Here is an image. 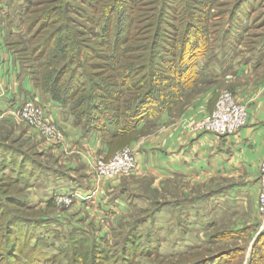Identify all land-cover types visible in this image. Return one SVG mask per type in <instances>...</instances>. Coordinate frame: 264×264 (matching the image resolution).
I'll use <instances>...</instances> for the list:
<instances>
[{"label":"rangeland","instance_id":"obj_1","mask_svg":"<svg viewBox=\"0 0 264 264\" xmlns=\"http://www.w3.org/2000/svg\"><path fill=\"white\" fill-rule=\"evenodd\" d=\"M32 1L0 0V49L1 51H10L18 60L22 71L34 77L36 72L43 71V69L38 67L41 61H36L27 48L29 35H27L24 25V14L27 3ZM34 1L36 2L34 9L42 6L52 7L50 18L46 24H43L45 22L43 21L39 26L38 32L41 30L43 32L38 33L37 37L40 38L43 33L57 28L61 24L71 27L75 35H69L70 42L75 39L82 41L79 44L82 45V55L79 56V59L81 63L89 66L88 71L93 81L109 85L107 86L109 89L117 87L119 80L116 77V71L109 69L107 53L103 52L102 46L98 44L100 40L95 36L98 27L90 21V15L93 13L90 4H88L89 0L88 2L87 0ZM95 1L98 0H93L94 3ZM38 2L40 4H37ZM129 2L131 0H124L123 6L129 5ZM199 2L202 3V0H141L142 6L136 5L135 2L132 6L133 10L135 8L140 10L134 13L144 17L143 26L153 25L146 28L147 34L142 33L138 37L141 41L136 45L146 42L149 45L156 40L154 37L156 20L145 21L146 16L144 15L147 12L152 14L162 12L165 22L181 24L177 20L178 18H174L176 12L171 11L170 7L178 6L184 12L193 11L195 24L206 33V55L197 60L200 76L197 78L187 77L188 80L184 87L177 90L172 80L173 70L165 72L162 70L164 66L158 64V75L153 82L154 89L158 91L159 97L166 105V111L162 114L173 118L172 121H178L180 132L189 135H197L202 132L218 102L228 91L234 94L238 106L245 105L250 117L251 103L248 97L244 96L250 95L249 93L257 90L255 88L258 85L264 84V0H207V3L205 2L207 6L199 4ZM193 3L196 5L192 6ZM240 4L242 5L239 7ZM189 5L195 10L189 9ZM31 15L33 16V14ZM43 15L44 12L40 14V16ZM181 27L185 28L182 24ZM163 28L158 37V43L168 48L170 47L169 41L173 40L168 39L172 35L173 29L166 26ZM36 30L37 28H34V31ZM164 37L168 40L167 42ZM147 38L148 40H146ZM180 39H183L182 34L176 40L177 46ZM170 48L173 51L172 47ZM96 51L102 54V58L92 56V53ZM174 51L176 50L174 49ZM139 53V51L133 52L134 55H140ZM163 54L170 61L175 59L172 54ZM150 56L151 54L139 58L138 63L147 67L149 61L146 60V57L149 59ZM257 64L258 68L255 67ZM242 65L255 67L256 71L249 76L239 75L236 67ZM112 84L116 86L113 87ZM248 87L253 89H247ZM236 91L238 94L235 93ZM204 102H207L205 103L207 107L201 108ZM120 103L114 102L112 107L118 106ZM199 111L201 115L198 114ZM162 114L158 113L159 116ZM158 115L143 122L144 126L140 131L129 134L132 137L133 145H123L120 138H116L112 133H107L108 146L112 150L111 156L92 158L88 155L87 159L79 153L71 151L63 154L59 150L57 155H53L55 148L68 143L71 136L65 134L60 125L48 113L45 124H40L35 116L27 118L14 114L0 116V145L3 148L23 151L27 157L39 161L44 164L45 169L48 167L52 172L53 170L72 172L71 165L83 163L84 159L88 162L81 170L83 175L86 174L101 181L109 179L117 183L118 187H125L131 191L128 195H124L123 203L113 206L117 209L116 212L113 209L117 216L111 219L110 215L99 212L98 209L96 211V207L101 208L98 206L100 205L98 197L96 198V207L95 204L94 206L90 204V207L82 206L81 209L79 205L77 206L78 199H82L80 196L88 193V191H80L82 187L79 188L80 190L77 189L79 192L77 190L69 191L79 195L70 205L64 201L56 202L54 193L62 188L64 182L56 184L58 181L55 180L51 172H48L47 176L41 177V173L38 171L31 180L32 186L27 187L23 182H7L6 178L14 177L13 171L10 167L3 169L0 166V206L5 210L10 209L8 215L11 219L20 213L16 211L18 208L9 200L10 198L11 200L30 201L33 196H46L48 199H52V205H44V203L42 205L39 199L35 202H27L30 206L27 211L19 208L27 214L20 215L22 220L26 218L37 220L43 217L60 219L59 223L53 225L56 233L39 230L41 234H48L49 242L54 245L55 248L50 249L51 253L57 252L59 249V251H64L65 255L69 254L67 236L72 229L70 224L77 223L76 225L88 231L92 238L104 239L103 241L107 242V249L111 252L121 249L127 243L126 239L129 237L130 231H135L139 235L140 244L144 249L146 248L147 252L140 253L134 259L133 264H264L262 257L264 240L259 239L261 232L264 231V215L259 212L258 200L257 211L253 213V219L256 222H253L251 216H243L249 210H241L235 206L227 207V210L222 211L209 210V208L206 210L202 206L200 208V202L196 201L193 203L195 206L185 209L188 200L194 197H196L195 200H198L199 195H203L215 187L214 183L201 184L200 181L188 183L178 180L155 184L151 176L139 173L138 160L135 169L124 171L114 168L113 163L116 158H124L129 149L136 151V148L150 142V134L158 130L156 125ZM228 115L234 116L235 113L230 110ZM49 127H53L54 134L49 132ZM101 167L110 173L102 179L96 175V171H101ZM53 173L56 175L55 172ZM261 174L260 167L259 179ZM45 190H49V192L55 190V192L49 195ZM90 199L93 200L94 197H90L88 194L82 200ZM89 203L91 202H87V204ZM104 203L101 200V204L104 205ZM119 206H122L124 211H120ZM55 222L57 221L55 220ZM247 224L250 225L247 226ZM23 231L25 230L23 229ZM17 234L18 232L13 237ZM24 243L25 238L22 235L19 243L21 248L24 247ZM5 246V244L0 245V252ZM63 259V264H66L65 257Z\"/></svg>","mask_w":264,"mask_h":264},{"label":"trees","instance_id":"obj_2","mask_svg":"<svg viewBox=\"0 0 264 264\" xmlns=\"http://www.w3.org/2000/svg\"><path fill=\"white\" fill-rule=\"evenodd\" d=\"M134 2L142 6L141 0H131L126 6H123L124 0H98L95 3L89 0L88 2L93 13L92 16L90 15V21L98 27L95 35L100 40L98 44L102 46L103 52L106 51L108 67L116 71V77L119 80L117 87L112 84L113 89H109L107 87L109 85L95 83L89 74V66L80 62L82 45L79 44L82 41L75 39L70 42L69 35H75L71 27L61 24L43 33L40 38L37 37L38 33L43 32L42 30L38 32L39 26L43 21H45L43 24H46L50 18L52 7L42 6L34 9L36 2L33 0L28 2L25 8L24 25L29 35L28 52L36 61H41L38 67L43 69V71L36 72V76L33 75L32 78L43 93L49 95L54 102L69 106L77 123L87 133L95 130L100 132L107 145V133L120 138L123 145L131 144L133 140L129 134L140 131L143 122L166 111L165 103L153 86L156 75H158V64L164 66L162 70L165 72L173 70L172 80L178 90L184 87L188 80L187 77L200 76L197 60L206 55V33L195 24V13L193 11L184 12L178 6L170 7V10L176 12L174 18H178L177 20L185 27L184 29L180 23L179 26L165 22L162 12L152 14L143 10L146 13L145 21L156 20L154 31L156 40L149 45L147 42L136 45L141 41L138 37L142 33L147 34L146 28L153 25H142L144 17L134 13L139 10L132 9ZM205 2L207 3V0H202L199 4L205 5ZM195 5L196 3L192 6ZM190 8L195 10L191 5H189ZM42 12L44 15L40 16ZM164 26L173 29L171 36H174L168 38L173 39L169 41V46L173 51L170 47L167 50V47L158 43V37ZM34 28L37 30L34 31ZM180 34L183 35V39L178 42V47L176 40ZM164 40L168 41L166 37ZM189 49L190 51H187ZM136 51H139L140 55H134L133 52ZM163 53L172 54L176 61L165 58ZM149 54H151L149 59L146 57L149 61L147 67L138 63L139 58ZM101 55L98 51L92 53L94 58H102ZM114 102L121 103L112 107ZM110 152L112 153L111 148ZM0 166L3 169L10 167L13 171L14 177L6 178L7 182H23L27 187L32 186L31 180L37 172L45 169L44 164L32 157H27L23 151L5 149L1 145ZM9 200L18 208L16 211L20 214L9 219L10 209L5 210L0 206V245H6L0 252V264H63L64 257L66 264H133L134 259L140 253L147 252L146 248L144 249L140 244L139 235L135 231H130L126 239L127 243L121 249L111 252L107 249V242L103 241V238V240L92 238L90 233L76 225L77 223H71L72 229L67 236L69 254L65 255V252L59 249L51 253L50 249L55 248L54 245L49 242L48 234H41L39 230L54 232L53 225L59 223L60 219L43 217L37 220L27 218L22 220L20 215L27 214L20 209L27 211L30 207L27 204L28 201L11 200V198ZM48 204L52 205L53 200L49 199ZM17 232V236L13 237ZM22 235L25 238L23 248L19 245ZM263 238L264 231L261 232L259 239L264 240ZM262 257L264 259V254Z\"/></svg>","mask_w":264,"mask_h":264},{"label":"crops","instance_id":"obj_3","mask_svg":"<svg viewBox=\"0 0 264 264\" xmlns=\"http://www.w3.org/2000/svg\"><path fill=\"white\" fill-rule=\"evenodd\" d=\"M255 67L258 68V64ZM255 67L242 65L236 68L239 75L249 76L254 74ZM255 89L257 90L249 93L250 95L244 96L248 97L251 103L249 121L246 126L232 135H216L211 132H201L197 135L182 134L178 121H172L173 118L166 114L158 116L156 123L158 130L150 134V142L136 148L139 173L151 176L155 184L178 180L188 183L197 181L201 184L214 183L215 187L199 195L198 200H195L196 197L188 200L185 209L195 206L193 203L196 201L200 202V208L206 210L209 208V210L222 211L227 210V207L235 206L241 210H249L243 216H251L253 219V213L257 211L260 167L264 157V84L258 85ZM235 93L238 94V91ZM32 98L40 99L46 105L49 116L60 125L65 134L71 136L68 143L55 148L53 155H57L60 150L63 154H67L68 151L79 153L85 159L88 155L92 158L111 156L110 148L103 141L100 132L95 130L87 133L77 123L69 106L60 105L43 93L35 80L22 71L14 55L10 51L0 49V115H7L6 113L21 101ZM205 103L207 102H204L201 108L207 107ZM198 114L201 115L200 111ZM82 161L83 163L71 165L73 173L53 170L55 175L48 167L40 171L41 177L51 172L58 181L56 184L64 182L62 188L56 190L57 192L55 190L51 192L45 190V192L49 195L54 192V195L71 193L69 191L82 187L80 191H88L80 197L83 199L96 190L97 196L92 195L93 193L90 195L94 197L93 200L78 199L77 206L79 205L81 209L95 204L96 207L98 197L100 204L98 206L101 208L96 207V211L98 209L99 212H104L113 219L117 216L113 212V209L115 212L117 209L113 206L123 203L122 198L131 191L125 187H118L117 183L109 179L101 181L83 175L81 170L88 161L84 159ZM39 199L42 205L43 203L46 205L49 200L46 196H33L30 201L35 202ZM101 200L105 202L104 205L101 204ZM87 202L91 203L87 204ZM118 209L124 211L122 206Z\"/></svg>","mask_w":264,"mask_h":264},{"label":"built area","instance_id":"obj_4","mask_svg":"<svg viewBox=\"0 0 264 264\" xmlns=\"http://www.w3.org/2000/svg\"><path fill=\"white\" fill-rule=\"evenodd\" d=\"M230 110L235 113L234 116L228 115V111ZM47 113L46 105L40 99L32 98L21 101L6 114H14L22 118L35 116L40 124H45ZM4 115L1 114L0 116L3 117ZM248 119L249 116L245 105L238 106L234 94L228 91L218 102L216 109L211 114L202 132H211L216 135H232L242 129L247 124ZM49 128V132L54 134L55 132L52 131L53 127ZM136 161V151L129 149L124 158L120 157L114 160L113 166L116 169L128 171L136 168ZM104 170L105 168L101 167V171H96L98 178L102 179L110 174L108 170ZM261 173L259 179L258 207L260 214L264 215V157L261 163ZM92 193V195H96L97 191L94 190ZM76 196H79L78 193H57L54 195V200L56 202L64 201L70 205L74 202Z\"/></svg>","mask_w":264,"mask_h":264}]
</instances>
